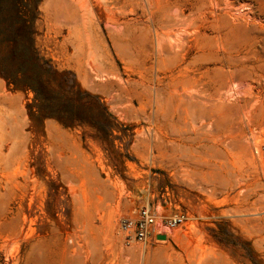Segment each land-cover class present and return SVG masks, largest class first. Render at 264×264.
Segmentation results:
<instances>
[{
	"label": "rangeland",
	"instance_id": "obj_1",
	"mask_svg": "<svg viewBox=\"0 0 264 264\" xmlns=\"http://www.w3.org/2000/svg\"><path fill=\"white\" fill-rule=\"evenodd\" d=\"M21 5L43 66L0 49V264H264V0ZM148 202L188 222L125 248Z\"/></svg>",
	"mask_w": 264,
	"mask_h": 264
},
{
	"label": "built area",
	"instance_id": "obj_2",
	"mask_svg": "<svg viewBox=\"0 0 264 264\" xmlns=\"http://www.w3.org/2000/svg\"><path fill=\"white\" fill-rule=\"evenodd\" d=\"M188 214L181 212H165L160 204L148 202L142 208L131 210L118 220L116 233L125 248L145 250L154 242H161L162 229L170 233L183 227L188 222Z\"/></svg>",
	"mask_w": 264,
	"mask_h": 264
},
{
	"label": "trees",
	"instance_id": "obj_3",
	"mask_svg": "<svg viewBox=\"0 0 264 264\" xmlns=\"http://www.w3.org/2000/svg\"><path fill=\"white\" fill-rule=\"evenodd\" d=\"M25 0H15L12 11L4 7L7 0H0V49L6 47L12 56H16L19 52H27L30 55V61L36 66L42 67L41 58L35 49V21L34 17H26L21 4ZM10 33V38H6V34ZM0 73L8 80L9 84L17 86V76L6 74L0 64ZM36 96L39 98V91L36 90Z\"/></svg>",
	"mask_w": 264,
	"mask_h": 264
},
{
	"label": "water",
	"instance_id": "obj_4",
	"mask_svg": "<svg viewBox=\"0 0 264 264\" xmlns=\"http://www.w3.org/2000/svg\"><path fill=\"white\" fill-rule=\"evenodd\" d=\"M158 239L165 241V240H167V236L166 235H160V236H158Z\"/></svg>",
	"mask_w": 264,
	"mask_h": 264
},
{
	"label": "bare ground",
	"instance_id": "obj_5",
	"mask_svg": "<svg viewBox=\"0 0 264 264\" xmlns=\"http://www.w3.org/2000/svg\"><path fill=\"white\" fill-rule=\"evenodd\" d=\"M161 232H166L168 234V236L170 235V232L168 230L162 229ZM172 235V234H171ZM167 236V237H168ZM168 239V238H167ZM164 242V241H163ZM160 243V242H159ZM162 243V242H161Z\"/></svg>",
	"mask_w": 264,
	"mask_h": 264
}]
</instances>
